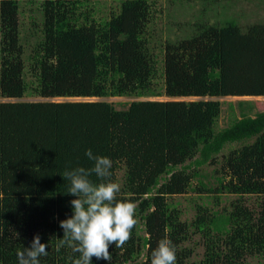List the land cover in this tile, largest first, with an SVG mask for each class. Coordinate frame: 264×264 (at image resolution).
I'll list each match as a JSON object with an SVG mask.
<instances>
[{"label": "trees", "instance_id": "16d2710c", "mask_svg": "<svg viewBox=\"0 0 264 264\" xmlns=\"http://www.w3.org/2000/svg\"><path fill=\"white\" fill-rule=\"evenodd\" d=\"M21 1L40 4L41 34L34 28L22 38ZM89 1L0 0V264H18L36 235L48 244L40 264L79 258L57 245L76 199L63 173L94 167L88 149L113 162L117 200L137 205L131 239L110 246L109 264H151L164 238L176 247V264H264V111L216 129L217 98L264 97V23L245 32L233 19L195 24L188 38L166 44L160 72L146 37L149 0H124L119 14L101 21L79 13ZM118 97L141 100L119 110L106 100ZM151 97L168 100H143ZM219 164L215 181H205L199 169ZM192 190L216 201L196 203L187 222L168 198ZM228 195L237 199L218 209Z\"/></svg>", "mask_w": 264, "mask_h": 264}, {"label": "rangeland", "instance_id": "374dc122", "mask_svg": "<svg viewBox=\"0 0 264 264\" xmlns=\"http://www.w3.org/2000/svg\"><path fill=\"white\" fill-rule=\"evenodd\" d=\"M124 0H91L84 3L79 13L89 14L96 21L110 19L112 15L119 14ZM153 5V20L147 29L146 37L152 54L158 59L160 72L163 71V58L167 43H175L184 38H188L196 30L195 24L199 23H219L226 19H233L245 32L249 25L264 23V0H149ZM22 4V1L20 2ZM43 16L40 4H22V15H20L22 38L35 35L30 31L41 34ZM36 26L32 27V23ZM160 84L163 85V76L159 77ZM6 99H0V101ZM29 101L41 100L39 98H26ZM73 99H57L65 101ZM119 109H126L131 102L141 100L135 97H118L106 99ZM143 100H168L166 97H151ZM182 100H198V98H185ZM222 104V113L217 123L216 129L222 130L230 126L241 113H249L255 116L264 111V97H225L217 98ZM243 102V104H241ZM228 151H226L227 153ZM220 161V160H219ZM221 165H206L199 169V172L207 176L205 181H215L216 170ZM123 173L118 175L119 181L122 180ZM202 178V177H199ZM198 178L193 180V187L198 185ZM237 199L234 195L221 197L218 209H225ZM258 198L245 197L249 205L255 204ZM215 197L212 195H201L192 190L189 194L178 195L168 198L170 203L182 212V220L190 222L195 218V204H215ZM208 205V204H207ZM191 247L196 248L194 260H199L204 254L202 241L195 237ZM143 259V258H142ZM251 264H257L253 259H249Z\"/></svg>", "mask_w": 264, "mask_h": 264}, {"label": "clouds", "instance_id": "9594fccd", "mask_svg": "<svg viewBox=\"0 0 264 264\" xmlns=\"http://www.w3.org/2000/svg\"><path fill=\"white\" fill-rule=\"evenodd\" d=\"M85 155L94 161V167H77L66 170L63 178L71 182L68 194L73 215L60 222L63 238L58 239L57 251L65 245L78 253L73 264H91L92 258L111 261V245L120 248L131 239V231L138 223L135 218L137 205L117 200L121 186L112 182L110 169L113 162L108 157L94 156L91 149ZM95 174L101 182L96 184L90 177ZM48 244L41 243L39 235L30 246L17 253L18 264H40V257L48 255ZM151 264H176V247L164 238L151 253Z\"/></svg>", "mask_w": 264, "mask_h": 264}]
</instances>
